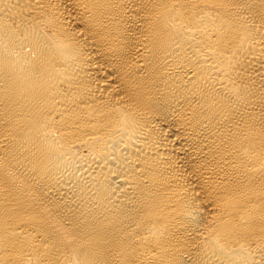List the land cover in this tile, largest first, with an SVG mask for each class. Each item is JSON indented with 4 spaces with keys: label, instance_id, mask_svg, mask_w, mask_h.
<instances>
[{
    "label": "bare ground",
    "instance_id": "bare-ground-1",
    "mask_svg": "<svg viewBox=\"0 0 264 264\" xmlns=\"http://www.w3.org/2000/svg\"><path fill=\"white\" fill-rule=\"evenodd\" d=\"M0 264H264V0H0Z\"/></svg>",
    "mask_w": 264,
    "mask_h": 264
}]
</instances>
